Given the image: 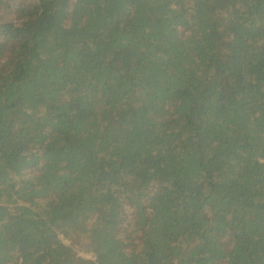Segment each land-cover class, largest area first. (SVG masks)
<instances>
[{
  "label": "trees",
  "instance_id": "1",
  "mask_svg": "<svg viewBox=\"0 0 264 264\" xmlns=\"http://www.w3.org/2000/svg\"><path fill=\"white\" fill-rule=\"evenodd\" d=\"M0 264H264V0H0Z\"/></svg>",
  "mask_w": 264,
  "mask_h": 264
},
{
  "label": "rangeland",
  "instance_id": "2",
  "mask_svg": "<svg viewBox=\"0 0 264 264\" xmlns=\"http://www.w3.org/2000/svg\"><path fill=\"white\" fill-rule=\"evenodd\" d=\"M8 16H11V15H6V17L8 18ZM61 232V231H60ZM61 236L63 237V239L65 240V241H67L68 243H70L72 240L70 239V238H68L67 236H65L64 235V233L63 232H61ZM79 249V252H80V254H85L86 252H88L86 249H84V248H78Z\"/></svg>",
  "mask_w": 264,
  "mask_h": 264
},
{
  "label": "built area",
  "instance_id": "3",
  "mask_svg": "<svg viewBox=\"0 0 264 264\" xmlns=\"http://www.w3.org/2000/svg\"><path fill=\"white\" fill-rule=\"evenodd\" d=\"M84 257L97 259V255L93 251H88L82 254Z\"/></svg>",
  "mask_w": 264,
  "mask_h": 264
}]
</instances>
